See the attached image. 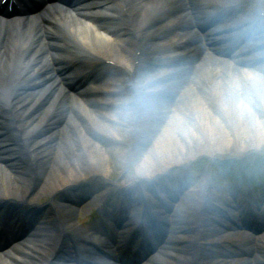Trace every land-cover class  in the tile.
Here are the masks:
<instances>
[{"label":"bare ground","instance_id":"6f19581e","mask_svg":"<svg viewBox=\"0 0 264 264\" xmlns=\"http://www.w3.org/2000/svg\"><path fill=\"white\" fill-rule=\"evenodd\" d=\"M246 1L242 21L252 26V42H264V0ZM188 12L193 15V9ZM188 12L181 0H92L47 14L42 18L43 28L38 21H0V198L27 201L35 189L32 199L46 196L56 202L53 197L68 186L106 174L110 157L103 146L123 143L118 139L124 133L130 136L129 151L142 145L141 141L151 140V148L138 165L140 175L170 177L150 195L178 200V215L168 214L175 217L168 242L151 264H264V235L249 237L235 231L242 212L249 210L241 207L244 198L239 192L233 190L228 197V192L222 194L227 204L233 196L235 203L238 201L234 203L238 216L221 214L210 207L218 197L207 201L208 194H220L209 181H195L186 188L187 175H171L199 156H240L264 145V92L259 98L254 96L249 115L234 113L222 102L230 81H243L252 72L264 75V64L243 70L198 49L193 51L195 68L180 70L173 63L180 58L177 52L190 49L184 42L194 40L191 34L197 35L182 33L178 39L173 28L186 21ZM68 64L69 71L58 73L59 65ZM105 66H111L113 72L106 74ZM127 71L144 82L138 85L133 78L127 79ZM80 72L97 73L103 79L106 90L97 100L90 102L62 89L61 85ZM127 88L132 98H128ZM118 98L121 105L115 104ZM134 118L139 124L132 128L129 123ZM42 123L48 133L38 139L34 135ZM15 136L21 139L17 149L7 150L5 143ZM124 154L127 164V159L133 158ZM17 156L25 157L28 165L20 168L13 164ZM100 196L93 198L92 204ZM259 198L264 200V194L246 199L259 212L262 227L264 206ZM223 200L218 205L229 209ZM67 211L65 205L55 203L41 223L47 228V244L34 245L37 236L31 233L32 243L20 245L23 239L18 240V249L1 257L0 264H43L62 238L59 217ZM226 229L234 231L224 233ZM76 239L78 251L86 254L91 240ZM61 262L71 264L72 257L65 253Z\"/></svg>","mask_w":264,"mask_h":264},{"label":"rangeland","instance_id":"374dc122","mask_svg":"<svg viewBox=\"0 0 264 264\" xmlns=\"http://www.w3.org/2000/svg\"><path fill=\"white\" fill-rule=\"evenodd\" d=\"M109 69L113 72L111 67H107L105 69V71H107ZM135 81H136V83H138V85L142 84V81H140L139 79H136ZM125 92H127V94L129 95L128 88L125 90ZM130 96L131 95H129L128 98H130ZM118 100H120V99L118 98ZM115 104L121 105L122 102H121V100L120 101H115ZM10 120L12 121V116H10ZM52 121H54V120H52ZM133 121L134 122L129 123V126L132 127V128L134 127L135 123H136V125L139 124L137 119L134 118ZM45 124L46 123H42L40 125V127L37 128V131H36L37 133H35V135H34L36 138H38V139L43 138L48 133V131L45 133V130H44ZM127 136L129 138H127ZM121 137H122V139L119 138L118 140L123 141V143H118L117 145L115 143H112V144H108L107 146H103L104 148L107 149L108 156L110 157V166L107 169L106 174L103 175V177L101 175H95V176H99V177L101 176L100 178L102 180L106 181V183H109V185H111V186L112 185L123 186V185H128V184H131V185L133 184L134 186H137L136 183L145 178L143 175H140L138 173V165L140 163L141 158L146 153H148L149 149L151 148V143H150L151 140L150 141L149 140H147V141L143 140V141H141V143H143L142 145L131 147L133 149L129 151V149H130L129 146H130V143H131L130 136L127 135V134L122 133ZM19 140H21L19 138V136H15L14 139L11 142L5 143V145L9 146V147L6 146L7 150H11V149H13V150L15 149L16 150L17 149V145L16 144H17V142ZM260 150L263 151V152H256L253 155H251L250 158H252L254 160H255V158H260V157L264 158V146ZM124 152L127 153L128 156H131L133 158L132 160L130 158L127 159V161H129V163H127V164L124 163V161H125V159L123 158L124 155H125ZM224 157H226V155L219 154V155H215L212 158L206 156L203 159H200L198 161V166L206 169L205 170L206 172L205 171L202 172V169L200 170L198 168L199 170H197V171L195 170L194 172H192L193 176L201 177V178L207 177L204 174L208 172L209 174L213 175V182L217 181L218 184H221V181H223V178L225 176V169H220L217 164H218V162L225 161ZM222 158H224V159H222ZM20 162L23 163V157L20 158ZM14 164H16L20 168L22 167L16 161L14 162ZM261 177L264 178V175L256 176L254 178V180H257V179H259ZM85 180L89 181L90 178H85ZM98 181L99 180L92 179V180H90L89 183H91V182L98 183ZM75 185H79V184H75ZM245 188H246V186H245ZM35 191L36 190L34 189L33 193H35ZM33 193H32V195H33ZM62 194L63 193L61 192L59 195H57L55 197V199H59V197ZM32 195H31V197H32ZM31 197H30V200H29L30 202H36V203L37 202H41V203H43V202L47 203L48 202V198H46V196L36 197L35 199L33 198L35 201H33V199ZM89 206H90V210L93 209V208L95 209V207L93 205H89ZM94 209H93V216L95 214V210ZM232 231H234V230L226 229V230H224V233H228V232H232ZM176 237H179L180 239L183 240L182 235L178 234ZM198 241H199V238H198ZM175 249H177V248H175ZM238 260H239L238 258H235V261H238Z\"/></svg>","mask_w":264,"mask_h":264},{"label":"clouds","instance_id":"9594fccd","mask_svg":"<svg viewBox=\"0 0 264 264\" xmlns=\"http://www.w3.org/2000/svg\"><path fill=\"white\" fill-rule=\"evenodd\" d=\"M262 92L264 75L252 72L243 81H230L222 96V102L231 107L234 113L249 115L254 96L259 98Z\"/></svg>","mask_w":264,"mask_h":264},{"label":"water","instance_id":"95a60500","mask_svg":"<svg viewBox=\"0 0 264 264\" xmlns=\"http://www.w3.org/2000/svg\"><path fill=\"white\" fill-rule=\"evenodd\" d=\"M257 150H259V149H255L253 152H255V151L257 152ZM248 153L251 154V151ZM248 153L243 154V156L245 155L247 157ZM240 156H242V155H240ZM232 157H234V156H232ZM165 175H167V174H165ZM165 175L162 176L163 178H161V179L153 178L152 180L156 183H159V182L165 180V178H166ZM82 186H83L82 184H79L77 186H74V189L78 191V188L82 187ZM97 188H100V185ZM97 188L95 190H87L78 196L76 195V192L74 191L71 195H69L70 199L67 198L68 200H66V201H72L76 198H80V199L85 198L86 199V197H87V199H91L95 195V193H97L99 191V189H97ZM71 191H73V190H70V192ZM34 208H35L34 205H32V206L27 205L26 202L0 201V212L3 211L5 213H8V214H5L3 217L0 216V220H2V219L3 220H9V221L19 220V219L22 220L23 216H21V215L26 214L27 216H30L31 215L30 213H34ZM44 210L45 209H42L40 211H35V213L37 215H40L41 213H43ZM30 217H32V215Z\"/></svg>","mask_w":264,"mask_h":264}]
</instances>
